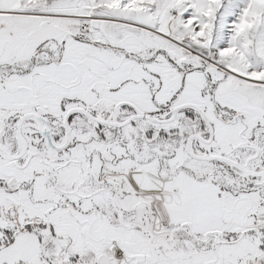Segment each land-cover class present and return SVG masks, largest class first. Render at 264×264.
Returning a JSON list of instances; mask_svg holds the SVG:
<instances>
[{
  "label": "snow or ice",
  "instance_id": "obj_1",
  "mask_svg": "<svg viewBox=\"0 0 264 264\" xmlns=\"http://www.w3.org/2000/svg\"><path fill=\"white\" fill-rule=\"evenodd\" d=\"M0 264H264V0H0Z\"/></svg>",
  "mask_w": 264,
  "mask_h": 264
}]
</instances>
